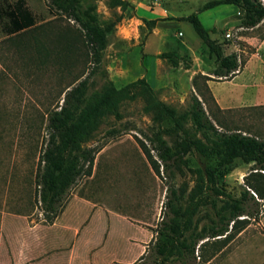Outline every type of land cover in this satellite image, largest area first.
I'll use <instances>...</instances> for the list:
<instances>
[{"label": "rangeland", "instance_id": "1", "mask_svg": "<svg viewBox=\"0 0 264 264\" xmlns=\"http://www.w3.org/2000/svg\"><path fill=\"white\" fill-rule=\"evenodd\" d=\"M24 1L35 26L8 35L3 10L15 0H0V264H22L23 259L32 264H204L235 231L224 238L198 240L188 262L172 256L162 263L154 254L152 245L165 217L168 187H182L187 193L195 184L197 159L190 152L181 171L169 174L162 169L150 141L157 124L143 110L141 97L123 101L82 143L94 153L93 161L83 163L55 213L43 212L38 179L49 136L48 114L59 108L66 90L83 78L88 80L90 94L108 79L120 87L143 76L157 97L177 111L188 110L195 94L215 125L213 118L226 130L241 128L264 138V106L220 110L201 76L211 74L217 63L184 17L207 0H128L132 7L124 11L109 7L108 0H80V12H91L99 25L122 16L107 33L97 70L74 20L54 10L48 0ZM231 6L204 10L200 19L207 27ZM144 8L168 11L154 38L150 33L156 22H143ZM173 19L180 20L178 27ZM239 25L238 14L227 15L210 30L213 35L222 33L224 54L234 51L242 61L253 47L237 39L236 33L243 31ZM253 32L261 35L264 23ZM150 56L157 64L156 75ZM185 127L188 134L201 137L191 119ZM163 136L173 143V136ZM151 159L159 163V173ZM236 163L215 184L234 196L246 188L244 176L251 171V163ZM220 204L217 198L216 205ZM263 209L264 201L259 212ZM258 214L246 220L253 222ZM212 218L211 197L204 195L185 237L198 232L207 235Z\"/></svg>", "mask_w": 264, "mask_h": 264}, {"label": "trees", "instance_id": "2", "mask_svg": "<svg viewBox=\"0 0 264 264\" xmlns=\"http://www.w3.org/2000/svg\"><path fill=\"white\" fill-rule=\"evenodd\" d=\"M79 1L48 0V3L54 10L79 25L91 61L97 70L102 51L106 47L107 33L122 16L99 25L91 12H80ZM223 4L236 5L240 12V26L249 28L261 21L264 23V3L261 0H207L197 11L184 17L209 54L214 55L217 65L211 74L229 79L234 75L241 59L238 60V54L234 51L224 54L222 44L210 36L209 30L198 17L199 12ZM108 6L119 7L122 11L132 7L128 0H108ZM3 13L7 17L4 30L8 35L19 34L35 26L34 15L24 0H15L4 8ZM142 20L147 24L155 22L144 17ZM201 76L205 81L210 78L208 75ZM195 78L196 76L193 78V84ZM87 89L88 80L83 78L66 90L59 108L48 114L49 136L41 155L43 166L38 179V196L43 212L55 213L63 194L80 174L83 163H92L94 153L90 148H83L82 143L96 130L101 119L115 114L123 101L141 97L144 102L143 110L150 113L152 120L157 124L150 141L162 169L169 174H174L176 170L181 171L186 162L185 156L190 152H193L197 159V166L193 169L195 184L187 193L182 187H168L165 217L156 229L152 245L159 262L164 263L172 256L188 262L194 254L198 240L207 236H228L232 231L237 232L243 228L248 223L246 219L259 213V202L246 188L253 190L257 198L264 199V172L261 171L264 170V138L241 128L226 130L217 118H213L216 126L195 94L191 96L188 110L177 111L157 97L145 77H139L120 87L108 79L100 89L90 94ZM188 119H191L201 137L188 134L185 127ZM163 135L173 136V143L169 144ZM236 161L251 163V171L244 176L246 188H243L238 196L215 186L217 180L223 179L224 175L236 166ZM151 162L159 173V163L155 159H151ZM204 195L211 197L214 210V218L207 227L208 234L198 232L187 239L185 233L192 228L193 217ZM217 198L221 201L219 206L216 205ZM239 216L245 217L239 219Z\"/></svg>", "mask_w": 264, "mask_h": 264}, {"label": "crops", "instance_id": "3", "mask_svg": "<svg viewBox=\"0 0 264 264\" xmlns=\"http://www.w3.org/2000/svg\"><path fill=\"white\" fill-rule=\"evenodd\" d=\"M228 10L229 11L224 14H221L220 18L213 20L209 26L206 27L205 24V27L211 34L210 36L219 42L224 39V37L221 36L222 33L217 31L213 35L210 29L216 26L217 22H222L227 15L240 13L236 5L229 7ZM203 12L198 13L199 19ZM142 16L148 20H155V28H153L150 33V36L154 38L159 34L158 23L168 17V11L166 12L162 8L150 10L144 8ZM172 21H174L176 25L172 24L171 27L173 25L175 27L179 26L180 20L173 19ZM201 22L203 23L204 21L201 20ZM261 24L262 21L254 27L246 28L240 25L237 27L243 30L236 33L237 39L250 44L253 49L248 52L240 62L234 75L229 79L220 80L212 79L214 76L205 73V75L210 76V78L205 81L206 85L220 109L264 106V32L261 35L255 32L251 33V31L258 28ZM226 34L229 35V32ZM152 58L153 57L150 56V59L155 64L154 70L156 75L157 64ZM239 59L240 57L238 55V60ZM222 84H227V86H222ZM236 169L238 168L236 167ZM256 199L259 204L264 201V199ZM258 215L257 219H253V222H248L243 228L237 231L235 235L230 237L227 242L222 244L212 256L207 257V259L204 260V264H264V209L261 210ZM224 237L226 236H219V238ZM22 261V264H32L31 260L30 262L29 260L26 262L25 259Z\"/></svg>", "mask_w": 264, "mask_h": 264}, {"label": "built area", "instance_id": "4", "mask_svg": "<svg viewBox=\"0 0 264 264\" xmlns=\"http://www.w3.org/2000/svg\"><path fill=\"white\" fill-rule=\"evenodd\" d=\"M262 172H264V170H261ZM251 191V193L256 197V194H255V192L254 191H252V190H250ZM257 198V197H256Z\"/></svg>", "mask_w": 264, "mask_h": 264}]
</instances>
